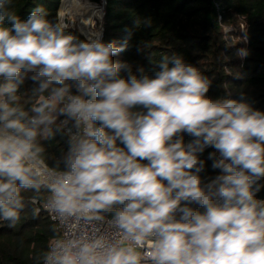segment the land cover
Masks as SVG:
<instances>
[{"label":"clouds","instance_id":"1","mask_svg":"<svg viewBox=\"0 0 264 264\" xmlns=\"http://www.w3.org/2000/svg\"><path fill=\"white\" fill-rule=\"evenodd\" d=\"M16 3L0 0V224L50 213L36 264H264V111L209 97L182 56L138 76L113 60L128 38L78 40L81 0L55 22L44 7L22 20ZM57 132L69 147L50 164L41 142ZM207 148L219 174L202 184Z\"/></svg>","mask_w":264,"mask_h":264},{"label":"trees","instance_id":"2","mask_svg":"<svg viewBox=\"0 0 264 264\" xmlns=\"http://www.w3.org/2000/svg\"><path fill=\"white\" fill-rule=\"evenodd\" d=\"M92 1L104 4L103 40L120 43L129 39L128 49L113 56L114 61L133 65L134 72L142 68V72L136 73L138 76H153L162 57L179 55L211 80L209 97L243 100L253 109L264 111V0ZM59 4L60 0H17L16 11L25 20L35 8L44 7L49 11L48 19L55 22ZM146 18L152 22L150 28L143 27ZM68 31L78 40L86 39L76 28L70 27ZM245 35L247 43L242 39ZM142 41L149 48L138 53L137 46ZM240 48L250 51L244 59L237 55ZM32 87L26 81L22 91ZM132 111L146 109L137 106ZM182 135L185 144L193 139L186 133ZM41 143L50 164L54 162L51 158L69 147L68 136L63 132ZM212 151L213 148H207L201 156L206 161L202 184L219 174L207 159ZM257 198L264 199V189ZM53 223L42 207L34 217L28 206L14 228L8 222L0 224V264H36L35 258L46 248L52 235Z\"/></svg>","mask_w":264,"mask_h":264},{"label":"bare ground","instance_id":"3","mask_svg":"<svg viewBox=\"0 0 264 264\" xmlns=\"http://www.w3.org/2000/svg\"><path fill=\"white\" fill-rule=\"evenodd\" d=\"M70 3V0H63L61 7ZM82 7L79 12L76 14V17L79 21V25L81 27V32L90 36L93 32V27L95 25V21L100 17V9L89 1H82ZM60 7V8H61ZM87 22V23H86ZM83 30V31H82Z\"/></svg>","mask_w":264,"mask_h":264},{"label":"rangeland","instance_id":"4","mask_svg":"<svg viewBox=\"0 0 264 264\" xmlns=\"http://www.w3.org/2000/svg\"><path fill=\"white\" fill-rule=\"evenodd\" d=\"M62 1L63 0H60V4H59V9H60V7H61V4H62ZM82 1H89V2H91L92 4H95L99 9H100V17H99V19H97L96 21H95V25H94V27H93V30L96 32V31H100V27H103V17H104V4L103 3H95V2H93L92 0H81V2ZM72 28H76L81 34H82V32H81V27H80V25H79V21H78V19H77V17L75 16V22L73 23V25L71 26ZM229 29H227V31H228ZM83 31V30H82Z\"/></svg>","mask_w":264,"mask_h":264},{"label":"built area","instance_id":"5","mask_svg":"<svg viewBox=\"0 0 264 264\" xmlns=\"http://www.w3.org/2000/svg\"><path fill=\"white\" fill-rule=\"evenodd\" d=\"M219 19L221 20V16H219ZM100 31L102 32V34H103V27H100ZM83 35L87 38L88 36L86 35V34H84L83 33ZM43 208V207H42ZM40 209H41V207H40ZM44 209V208H43ZM45 210V209H44ZM46 211V210H45ZM47 212V214L49 215V217L51 218V216H50V213L48 212V211H46ZM51 220H52V218H51ZM53 221V220H52Z\"/></svg>","mask_w":264,"mask_h":264},{"label":"water","instance_id":"6","mask_svg":"<svg viewBox=\"0 0 264 264\" xmlns=\"http://www.w3.org/2000/svg\"><path fill=\"white\" fill-rule=\"evenodd\" d=\"M83 34V33H82Z\"/></svg>","mask_w":264,"mask_h":264}]
</instances>
